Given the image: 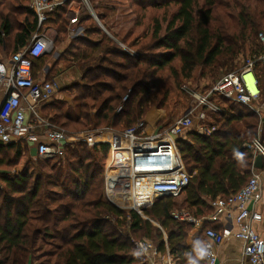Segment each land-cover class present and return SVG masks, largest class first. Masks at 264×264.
<instances>
[{
  "label": "trees",
  "instance_id": "trees-1",
  "mask_svg": "<svg viewBox=\"0 0 264 264\" xmlns=\"http://www.w3.org/2000/svg\"><path fill=\"white\" fill-rule=\"evenodd\" d=\"M70 1L54 10L44 25L55 26L57 42L70 26ZM130 2L138 19L121 41L131 52L111 41L89 13L78 17L75 27L87 24L85 31L73 38L61 58L82 71L81 81L71 89L78 116L67 115L56 102L47 103L42 109L52 112V124L68 130L109 126L122 131L144 122L152 107L162 109L168 103L171 89L165 70L179 88L198 72L208 81L207 89L237 70L240 57L263 51L258 35L264 33V0ZM29 5L30 0H0V53L10 58L38 28ZM150 9L161 13H153L136 33ZM47 56L33 58L35 80ZM263 73L264 68L255 71L264 100ZM228 105L213 116L212 133L189 131L186 139L178 140L188 172L196 171L183 194L198 218L208 217L213 201L237 193L251 177L253 154L244 145L257 135L260 121L246 106ZM260 136L264 142V121ZM108 152V144H77L64 157L38 160L36 166L20 142H0V167L12 170L0 173V264H135L132 234L138 232L143 237L137 240L153 242L163 254L168 250L177 264H200L204 236L188 245L194 225L172 216L174 197L163 196L143 207L145 216L105 198ZM219 225L207 221L205 228L223 231Z\"/></svg>",
  "mask_w": 264,
  "mask_h": 264
},
{
  "label": "built area",
  "instance_id": "built-area-1",
  "mask_svg": "<svg viewBox=\"0 0 264 264\" xmlns=\"http://www.w3.org/2000/svg\"><path fill=\"white\" fill-rule=\"evenodd\" d=\"M88 2L89 0H82ZM66 4V0H30V8L38 18V28L29 43L8 61L0 60V142L5 144L29 141L35 147V158L53 159L64 157L69 147L77 144H108L109 152L104 168V196L119 208L133 209L139 214L143 207L150 206L163 196L178 197L188 187L196 171L189 173L178 140L184 139L193 125L196 132L211 133L215 127L207 124L209 113H220L221 98L230 99L248 106L264 121V100L255 75L257 68H264L263 51L248 54L235 71L218 79L210 88L183 91L190 99L188 109L167 126L149 127L146 121L117 131L109 126L100 130L74 135L52 124L41 113V106L49 103L59 92L57 81L35 80L33 58L47 54L54 39L45 31V22L50 14ZM76 17L72 23L76 22ZM264 47V33H259ZM134 54V53H133ZM254 79L255 90L250 89L246 75ZM264 83V73H263ZM28 114L43 131L42 140L28 134L30 126ZM197 123V124H196ZM258 134L245 143L253 154L251 177L235 194L226 199L218 197L212 202L214 211L205 218H198L190 210L172 211V216L180 222L192 223L203 229L204 251L200 264H219L217 250L225 240V233L215 228H205L206 221L217 222L225 219L226 225H237L235 236L243 242V255L251 264H264V239L255 230L253 223L262 221V214L256 204L262 199L264 169L255 167L257 156L264 162V142ZM135 252L143 262L154 261L150 253L157 254L158 247L149 240H135ZM131 264V263H129Z\"/></svg>",
  "mask_w": 264,
  "mask_h": 264
},
{
  "label": "rangeland",
  "instance_id": "rangeland-1",
  "mask_svg": "<svg viewBox=\"0 0 264 264\" xmlns=\"http://www.w3.org/2000/svg\"><path fill=\"white\" fill-rule=\"evenodd\" d=\"M134 9L136 8L132 7L130 0H89L87 3L82 1L80 4H77L73 8V10L67 13V16L70 19V23H72V19L76 17V19L78 20V17L83 12L89 13L92 16L94 24L97 25L111 41L116 42L117 44H119V46L131 52V50L127 49L128 47L121 40L126 35V33L134 26L135 22L138 19V11L136 10L137 11L136 12ZM150 10L151 11H149L146 18L144 19V25L140 26L136 33L142 31L149 24L151 20L150 18L153 16V13H161V11L157 12L156 10H152V9ZM159 16H162V14H159ZM85 25L87 24H84V26H77L75 27V29L73 26H69L65 34H60V39L62 40L58 42H57V38H58L57 30L55 29V26L51 27L54 30L56 39L54 40L53 48L47 53L48 56L44 61L43 67L46 65L52 67V64L56 60L62 58L64 51L67 49V47H69L70 42L73 40V38H75L76 35H82L84 33L86 27ZM246 56L247 55L240 57V61H239L240 65L242 64V61L245 59ZM178 64L179 63H177L176 65ZM71 65H72L71 62L64 60V66L59 68V70H55V72L51 71L50 72L51 75L47 77L45 80L57 81L60 86L59 92L54 96V99L49 103L56 102L57 105L61 107L62 110L67 115H70L71 113L77 115L76 113H77L78 101L76 100L75 97V91L71 89L75 83H79L81 81L82 71L79 69V67L71 66ZM163 75L165 81H167L171 89L170 99L162 109L157 107H152L147 112L145 119L150 116L151 112L154 111V109H161L162 117L161 120L159 121H164L165 123H167L174 121L177 117L182 115L185 112L186 108L188 107V104H190V99L188 95L183 91V87L189 86L191 89L205 90L204 87L207 86L208 81L200 79L198 77V72H196L195 77L192 80L183 81L181 88H179L176 86V83L170 73V70H165ZM2 94L3 92L0 91V101ZM221 100H223L224 104H226L227 106H229L228 105L229 103L235 102L226 98H221L220 101ZM121 106H119L118 110L121 108ZM246 107L247 109L251 110L248 106ZM49 113L52 112L44 111V115L47 116V118L51 116ZM56 126L65 129L68 132L73 133L75 136L87 133L88 131H92L88 128L82 129L80 127L73 129L70 128L72 130L71 131L68 130L66 127H62L59 125ZM86 146L92 147L90 145H86ZM32 160L33 163L36 164V166H38L37 164L38 160H43V159L38 158L37 160L34 159ZM44 169L46 171L49 170V168H44ZM5 171H12V170L0 167V173ZM0 186L1 187L4 186L1 179H0ZM185 197L186 194L180 195L178 197H174L175 198L174 209L189 210L185 203ZM121 209L126 211L129 210V208L126 209L121 208ZM139 212L145 216L142 209L141 211L139 210ZM140 233L142 232L132 234L134 240L141 239V237H143V235ZM45 249H50V248L47 247Z\"/></svg>",
  "mask_w": 264,
  "mask_h": 264
},
{
  "label": "crops",
  "instance_id": "crops-1",
  "mask_svg": "<svg viewBox=\"0 0 264 264\" xmlns=\"http://www.w3.org/2000/svg\"><path fill=\"white\" fill-rule=\"evenodd\" d=\"M81 2H82V0H72V1H70L69 6H68V12L71 11V10H73V8L77 4H80ZM77 22H78V20H76V22H74V23H70V26H73L74 29H75V24ZM45 31H47V33L54 40L56 39V35L54 34V30L51 27L45 26ZM76 36H78V35H76ZM44 55H47V54H44ZM9 59H10V55L9 54L7 55V53H5V52H1L0 53V60L8 61ZM62 66H64V60L61 59V58H59L58 60H56L52 64V67H49L47 65L44 66L42 68V70L39 71L40 72V75L38 76V80H41V81L45 80L47 77H49L51 75L50 74L51 71L52 72L53 71L55 72V70H59V68H61ZM219 104L221 105L222 110L224 108H227L228 109V106L226 104H224L223 100H221L219 102ZM44 105L41 106V113L43 115H44V111H43L42 107ZM189 105L190 104H188V107H189ZM188 107L186 108V110L188 109ZM76 114L77 115H74V114L71 113L69 116L76 118L78 116V112ZM215 114H217V113H209V118L207 119V121H208L207 124L212 125V126L214 125V122L215 121H214V117L213 116ZM154 117H157V118H154ZM161 117H162V111H161V109H154V111L151 112L150 116L147 117L145 119V121L148 123V126L149 127L158 126V123L161 122V121H159V120H161ZM257 117H258V115H257ZM45 118L47 120H49L47 118V116H45ZM28 120H29V126H30V129H29L28 134H33L34 136L37 137V139L42 140V138H43V131L39 127L36 126V124L32 120L31 114H28ZM259 121H260V119H259ZM173 122L174 121L169 122V124L167 126L171 125ZM167 126H164V127H167ZM259 127H261V125H259ZM189 131H196V126L193 125ZM199 134H201V133H199ZM186 138H187V135L185 136L184 139H186ZM19 142L21 143V147H22L23 153H28L31 156L32 159L37 160L35 158V153L36 152H35L34 145L32 143H30L29 141H27V139L26 140L24 139V140L19 141ZM14 143H17V142H14ZM186 205H187V203H186ZM188 209L191 210L190 208H188ZM256 210L259 213L262 214V217L263 218H262V221L253 223V227L255 228V230L264 239V178H263V183H262V199L256 204ZM191 212L194 214V211L191 210ZM140 215H142V214H140ZM206 222L204 223V226H205ZM209 222H211V221H209ZM154 223L156 225H158L156 222H154ZM216 224L217 225L220 224V225H223L225 227V229L222 231V232L225 233V240L219 246V248L217 250V253H218V263L219 264H251L250 261H249V259L246 258L243 255V242L235 236V231L238 228L237 225H234L233 227L231 225H228V224L226 225L225 219H222L220 221H217ZM158 227H159V225H158ZM203 231H204L203 229H199V228H196L194 226L193 227V230L189 233L188 238H187L188 245H193L197 240L201 239L204 236ZM135 255H136V252H135ZM149 256L150 257L152 256V259H154L153 262L152 261H145V262H143L136 255V257L138 259V262L136 261L135 264H177L176 260L171 256V254H170V252L168 250L164 254L160 250H159V252L157 254H154L152 252V253L149 254Z\"/></svg>",
  "mask_w": 264,
  "mask_h": 264
},
{
  "label": "bare ground",
  "instance_id": "bare-ground-1",
  "mask_svg": "<svg viewBox=\"0 0 264 264\" xmlns=\"http://www.w3.org/2000/svg\"><path fill=\"white\" fill-rule=\"evenodd\" d=\"M246 80L248 82V85H249L250 89L255 90V87H254V79H253V77H252L251 74H247L246 75Z\"/></svg>",
  "mask_w": 264,
  "mask_h": 264
},
{
  "label": "water",
  "instance_id": "water-1",
  "mask_svg": "<svg viewBox=\"0 0 264 264\" xmlns=\"http://www.w3.org/2000/svg\"><path fill=\"white\" fill-rule=\"evenodd\" d=\"M3 95V94H2ZM1 98H2V96H1ZM264 162H263V158L261 157V156H257L256 157V160H255V167H257V168H261L262 169V167H263V164Z\"/></svg>",
  "mask_w": 264,
  "mask_h": 264
},
{
  "label": "clouds",
  "instance_id": "clouds-1",
  "mask_svg": "<svg viewBox=\"0 0 264 264\" xmlns=\"http://www.w3.org/2000/svg\"><path fill=\"white\" fill-rule=\"evenodd\" d=\"M198 255H200L201 257H203L205 255V251L201 248L198 249ZM191 264H196L195 261H192Z\"/></svg>",
  "mask_w": 264,
  "mask_h": 264
}]
</instances>
